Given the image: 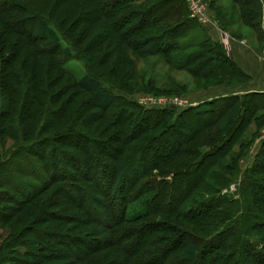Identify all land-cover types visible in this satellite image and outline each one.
<instances>
[{
	"label": "trees",
	"instance_id": "16d2710c",
	"mask_svg": "<svg viewBox=\"0 0 264 264\" xmlns=\"http://www.w3.org/2000/svg\"><path fill=\"white\" fill-rule=\"evenodd\" d=\"M91 1L94 6L89 3L82 12L83 3L87 4L86 0H82L79 10L81 13L71 17L72 8L68 4H71L72 0L71 2L70 0H60L59 3L55 0V6L65 8L63 11L65 21L59 23V19L57 21L50 17L48 20L44 19V15L35 0H0V28H2L0 31V49L4 44L6 47L15 44L14 48L17 49V51L11 52L3 58L0 55V172L3 169L7 170V167L13 164V160L19 159L21 156L26 158L33 156L40 160L42 169L47 172V168H55L56 165L55 163H47L49 159L52 162L54 160L62 162L65 158L68 159V156L72 157L62 150L60 145L65 144L63 140L69 136V133L74 134L81 129L74 130L75 127L66 126L64 132L58 131L59 133L55 135H41L43 130L53 128L62 119L60 111L52 103V100L57 101L61 94L50 95L49 103L44 110L30 107L33 104H25L22 107L23 116L19 118L17 124L6 120L5 105L2 103L3 96H6L3 90H7L8 80L12 77V73L17 70L16 56L19 54V48L23 50L22 57H29V59L31 53L34 52L36 54L56 53L55 49L59 45L60 36L54 30L55 27L61 33L64 42L70 46V49L66 48L62 51L63 56L70 57V54L75 52L78 41L80 40L79 43H81V40L86 37V31L91 29L88 25L92 26L96 20H102L106 21L109 28L108 30L101 28L97 36L100 37L98 39L108 35L139 57L158 56L172 69L185 71L202 80L227 79V81L223 80L219 84L224 87L248 81L245 79L247 76L230 61L219 44L210 42L202 35L201 40L194 42L193 45L189 44L190 41L188 40H191V36L194 38L200 29V25L189 17L187 6L183 0H175L174 9H165L166 11H162L160 15L157 13L159 7L169 0ZM45 2L46 4L52 3L51 0H45ZM254 3L253 8L261 7L256 0ZM135 5L139 8L132 9ZM248 14H255L254 9ZM260 14L257 10L252 19L254 22L253 30L260 39H263ZM96 17L99 19H95ZM30 23H34L35 28L33 30L29 29ZM97 26L100 27L101 24L94 25V27ZM26 27L29 31L26 30ZM194 29L197 32L189 33ZM76 30H78L77 35L72 36ZM93 39H89L88 46L94 44ZM85 55L83 59L86 61L87 69L81 78H76L64 69L65 61L55 58V62L58 68L70 78V89H79L91 95L94 107L101 114V117L98 118L103 120L102 117H104V121H106V131L116 128L120 132V136L115 133L111 140L106 138V150H109V153L106 152V157L114 161L116 168L111 183V191H106V187L101 182L93 181L90 177L93 182L92 191L100 193L103 198H106L107 195V203L101 205L102 209L93 211L90 210V207L94 203V199L89 197L86 206H80L85 212L90 211L88 213L90 218L87 216L89 223L107 228L108 240H105L104 244L112 243L118 247L126 259L122 261L123 264H130L131 261H134L135 264L136 261H139L140 264H204V262L208 264H248L246 262L248 259H252L254 264H264V243H262V239L253 237L252 218L250 216L253 213L252 200L253 202L256 201L252 195L253 187L257 183L255 175L264 174V162L263 167L259 166L261 150L264 149V139L260 141V145L257 144L260 148L258 147L253 154L250 153L255 140L260 136L261 126L256 125L253 137L244 143H240L237 149L235 147L245 129V124L258 120V112L264 115V107L259 106V104H255L253 111L247 113L248 105L254 99L258 100L261 97L264 99V93L220 97L187 108L146 109L137 102L129 101L126 98L135 94L131 95V93L98 78L91 69L93 60L85 58ZM231 79H235V81ZM242 80L244 81L241 82ZM70 89H65V91ZM64 96L67 98L63 101V106L74 97V95L68 96L66 94ZM13 103L12 100L9 101L8 108H11V111ZM63 108L61 107V112ZM34 116L42 117V123L38 124L39 129H37L38 125L25 123L29 121L27 118L32 119ZM189 116L208 119L204 122L203 130H205L198 134V138L195 137L197 139L189 132V128L182 123V120ZM222 120L224 123L218 125ZM36 129L37 134L35 133L32 138L29 137L31 135L28 134L32 132L33 135ZM206 129H209L207 133ZM82 131L84 134L80 138L93 147L96 143L92 144L90 137L95 135L83 129ZM147 131H154L157 139L164 134L167 137L178 135L182 137L179 141L182 147L170 158L147 167L145 164L147 141L143 145L134 142ZM3 136L11 138L17 144L4 151L3 146L6 141ZM201 137H203L201 141L215 144L212 147L207 146L208 149L206 150H202L199 146H204L205 143L202 142L201 144V141H198ZM149 140L151 139L149 138ZM114 143H121V147L124 145L123 149L131 146L129 152L135 157L139 168L142 169L136 177L126 174L123 155L118 157L113 155V153L121 151L113 145ZM187 144L190 145L187 147ZM136 149L140 150L135 153ZM81 151L86 154L88 159L90 156L96 158L95 152L91 151L89 146L82 148ZM46 155L47 159L45 160ZM213 155H218V158L212 162L218 161V163L210 161L209 157ZM229 156L228 162L223 163V159ZM77 159L82 160L78 157ZM249 159L252 160L251 165L242 169L246 162L250 163ZM209 161L207 168L211 171H208L207 179L217 181L220 179V175L224 176L222 177L224 184L220 185L221 187L217 186L218 188H216V185H208L210 186L208 191L207 187L198 185L193 192L179 197L165 193L167 189H171L176 184V180L182 176L181 173L185 167L198 169ZM79 163L81 162L78 161L73 167L75 169L81 168V175L84 177L87 175L89 163ZM216 166L218 169L212 171V167L215 168ZM62 170H66V167L64 166ZM48 174L52 176L51 178H56L53 175L54 172L51 173L50 171ZM101 175H104V172ZM38 177V180L42 182V187L45 185V190L46 183L51 178L45 180V178ZM101 185L104 188L100 187ZM121 186L122 188H120ZM261 187L264 189V185ZM231 188L233 191L230 192ZM16 190L21 191L19 187ZM119 192L123 193L121 197ZM23 195L26 197L28 194L23 193ZM6 197L7 199H3L2 202L18 203L20 205L18 209L23 211L25 203L22 204L12 196ZM28 199L29 196L25 201ZM97 203L99 202L96 201ZM138 204L141 205L138 214L129 216L127 212L129 206L132 205L133 208ZM112 211L113 213H111ZM169 214L190 224L202 222L207 226L199 228L202 235H197L181 223L164 218L151 219L154 216H168ZM111 217H113L112 220ZM146 219L149 220L137 224ZM261 222H264V218ZM30 233L36 234L37 232L30 230L27 235ZM58 238L60 243L64 242V246L61 245V247H70L67 249V253H64V260L67 261H74L80 256L92 255L100 246L94 245L90 248L89 253L85 252L80 255L79 253L76 254L74 247L77 248L82 241L88 249L89 240H75L67 236H59ZM13 239L0 246V250H8L15 246L18 241L15 242ZM32 244L36 245L34 242ZM78 249L80 248L78 247ZM122 263L116 262L115 264Z\"/></svg>",
	"mask_w": 264,
	"mask_h": 264
},
{
	"label": "rangeland",
	"instance_id": "374dc122",
	"mask_svg": "<svg viewBox=\"0 0 264 264\" xmlns=\"http://www.w3.org/2000/svg\"><path fill=\"white\" fill-rule=\"evenodd\" d=\"M35 1L39 6L41 13L44 15V19L48 20L50 17L51 19H55V21L59 19V23H63V21H65V17H63L65 14L63 13L65 8L55 6V0H51V4H46L45 0ZM57 1L59 3L60 0ZM86 1L87 4L84 2L82 5V0H72V2L70 0L72 6L71 4H68V6L72 8L70 14L71 17H75L81 13L79 12L81 5L82 12L89 3L93 5L91 0ZM203 1L206 3L208 11L211 8L224 20L234 38L238 36L236 40H241L238 42L245 44L246 41H242L239 37L246 38L252 47L260 52V57L264 60V32L262 35L263 39H260L257 36V33L253 30L254 22L252 21L257 10L261 13L262 7L257 9L256 7L253 8L255 6L254 1L248 0V2H250L249 4H251V2L253 3L249 12H252V9H254L255 14L251 15L248 14L249 12L247 13L243 7H237L232 0ZM237 1L243 3L245 0ZM102 2H106V0H103ZM174 3H176L175 0H169L168 2L162 4L157 13L160 15L162 11L174 9ZM133 8L137 9L139 6L135 5L132 9ZM208 16L211 21L209 12ZM38 17L42 18L40 16ZM95 19L99 18L96 17ZM34 23L29 24L30 30L35 28ZM49 23L51 24L52 22ZM93 24H101V26L94 27V25H88L91 29L86 31V37L81 40V43H79L80 40L78 41V46L76 47L75 52L70 54V57L62 55V51L66 48L70 49V46L64 42V39L61 37V33L56 27L54 30L60 36L59 45L55 49L56 53L36 54L34 52L31 53V58L29 59V57H22L23 50L18 47L19 54L16 56L17 70L12 73V77L8 80L9 85L7 86V90H3L4 93H6V96H3L2 98V103L5 105L4 111L6 112V120H10V122H15L17 124L19 123V118L23 116L22 107H24L25 104H33L30 105V107L44 110L49 103L48 98L50 95L56 96L61 94L60 98L55 102L52 100V103L53 106L58 108V111H60L62 119L60 123L56 124L53 128H49L46 131L43 130L41 135H55L59 133L58 131L64 132L66 129L64 127L66 126H73L75 127L74 130H81L74 134L69 133V136L65 137L63 140V143L65 144L60 145V147L62 146V150L67 152V154L69 153L72 157L68 156V159L65 158L62 162L55 160L52 162L49 159L47 163H55L56 165L55 168H47L48 172L45 169H42L40 160L34 158L33 156L28 158L21 156L19 159H14L12 162L13 164L7 167L8 171L6 169L1 170L0 246L12 238H14L13 240L15 242H18L11 249L0 250V264H115L116 262L122 263V261L126 260L116 245L112 243H106V245L104 244L105 240H108L107 228L89 223L90 217L88 216V213L90 211L85 212L80 207L86 206L89 197L94 199V203L90 207V210H100L102 209L101 205H105L107 203V195L106 198H103L100 196V193L92 191L93 182L90 179L92 178L93 181L96 180L97 182H101L102 185L106 187V191H111V183L113 176L116 173V168L114 161L109 160L106 157V152L109 153V150H106V140H111L115 133L120 136V132L116 128L106 131V121H104V117H102L103 120L98 118L101 117V114L99 110L94 107L91 95L79 89H70L71 80L58 68L55 58L65 61L64 69L72 73L76 78H81L85 75L87 69L86 61L83 59L84 54H86L85 58L93 60L94 63H90L92 65L91 69L96 73L98 78L105 80L107 83H110L125 92L131 93V95L135 94L134 96L126 97L129 101L135 102H137L140 97L173 96L185 98L191 94L194 95L211 89L222 83L223 80L227 81V79L202 80L185 71H176L168 66L164 60L155 55L143 58L139 57L127 47L119 44V42H117L114 38H110L108 35L104 38L98 39L100 38L97 37L99 35V30L101 28L108 30L109 28L106 21L96 20V23L94 22ZM198 24L202 25L200 23ZM29 29L26 27L27 31H29ZM0 31H2V28H0ZM77 31L78 30H76L72 36L77 35ZM195 31L197 32V30L194 29L189 33ZM202 34L203 32L199 29L194 38L191 36V40L187 39L190 41L189 44L193 45L195 44L194 42L201 40ZM90 38H94V44L88 46L87 43ZM15 46V44L7 47L5 44L2 45V48L0 49L1 57L3 58L7 54H11V52L17 51V49L14 48ZM231 80L235 81V79ZM243 81L244 80L241 82ZM65 89L70 90L65 91ZM65 94L68 96L74 95V97L71 98V100H68L70 102L63 106V101L67 98V96H64ZM10 100L14 102L12 104V111L11 108H8ZM190 102L193 103L192 101ZM255 104H259V106L264 107V99L262 97L258 100L254 99L248 105L247 113L253 111ZM61 107H64L62 112ZM132 109H134V107H132ZM259 113L260 112L257 113L258 120L250 121L247 125L245 124V129L235 145L236 149L240 143H244V141L253 137V131L256 125H260L261 129L264 128V115ZM27 119L29 121H26L25 123H28L29 125H38L42 123L41 116H34L32 119ZM206 121H208L206 118L189 116L188 118L182 120V123L189 128V132L195 138L199 133L201 134L205 130H203V127L204 122ZM223 123L224 120L219 122L218 125ZM37 129H39V125ZM37 129L33 135L32 132H30L28 135L31 136L29 137L32 138L35 133L37 134ZM82 129L87 132H92L95 135L90 137L92 139L91 143H96L93 147L91 144L88 145V143H85L84 139L80 138V136L84 134ZM208 131L209 129H206V133ZM131 132L133 131L131 130ZM155 136L156 133L154 131H147L146 133L141 134L137 140H134L135 144L143 145L146 141L148 143L145 148V151L147 152L145 164L147 167L151 164H157L164 161V159L166 160L167 158H170L182 147V145L180 146L181 142H179L182 137L178 135L167 137L166 134H164L158 139L155 138ZM3 138L6 141L4 145L5 147L3 146L4 151H7L17 144L11 138H7L6 136H3ZM149 138L151 140H149ZM201 139H203V137L198 139V141H201ZM202 142L205 143L204 146H199L202 150H206L208 149L207 146L212 147L215 144H212L211 142L208 143L206 141H201V144ZM111 143L113 142L111 141ZM120 144L121 143L113 144L118 149H121V151L113 153V155L116 157L123 155L126 174L136 177L142 169L141 167L139 168L135 157L129 152V149L131 150V146L129 145L123 149L124 145L121 147ZM258 144L260 145V142ZM189 145L190 144H187V147ZM259 145H254L250 153L253 154L258 147L260 148ZM88 146L91 151L95 152L96 158H92L90 156L88 159L86 154L82 153L81 149ZM139 150L140 149H136L135 153ZM261 152L262 153L259 157L261 162L259 166L263 167L264 149L261 150ZM77 157L82 160H78ZM209 158L212 162L218 158V155H213ZM46 159L47 155L45 156V160ZM229 159L230 156L226 159L224 158L223 163L226 164V161L228 162ZM78 161L83 164L85 162L89 163V169L86 173L87 175L84 177L81 175V168L78 167L75 169L73 167L78 163ZM210 161L198 169L185 167V170L181 173L182 176L176 180V184L171 189H167L165 193L172 195L173 197H179L193 192L197 189L198 185L205 186L207 189L210 188L211 185H216V188H218L217 186L223 185L224 182L222 181V177L224 176L220 175V179L217 181L215 179H207L208 171H211L207 168ZM249 161L250 163L246 162L242 169L247 167V165H251L252 160L249 159ZM212 163H218V161ZM64 166L66 167V170H62ZM214 169L217 170L218 166L215 168L212 167V171H214ZM50 171L51 173L54 172L53 175L56 176L55 179L51 178L52 176L48 174ZM102 172H104V175H101ZM38 176H40L41 179L45 178V180H49L51 178V180L46 183L47 187L45 190V185L42 187V182L38 180ZM261 177H264V174L255 175L257 183L253 187L252 195L256 198V201L253 202L252 200L251 205L253 207V213H251L250 216L252 218L253 237L259 240L262 239V243H264V222H261L262 218H264V189L261 187V185H264V178ZM5 183L6 185H4ZM102 185L100 187L104 188ZM18 187L21 191L16 190ZM75 188L77 190H74ZM120 188H122V186ZM209 190L210 189H208V191ZM231 191H233V188L230 189V192ZM23 193L28 195L25 197ZM122 194L123 193L119 192L120 197ZM6 196H12L19 202H22V204L25 203L23 211L18 209V207L20 208L18 203L14 204V202L10 203L8 201L2 202L3 199H7ZM28 196L29 199L25 201ZM96 201L99 203L96 204ZM131 206H129V209L127 210L128 215L138 214L141 205L138 204L133 206V208ZM111 213H113V211ZM106 214L109 215L108 213ZM112 218L113 217H111V220ZM154 218H164L181 223V225L188 227L189 230L197 235H202L199 228L207 226L202 222L190 224L176 216H173L172 214H169L168 216L158 215L152 217L151 219ZM148 220L149 219L140 221L137 224L139 225ZM209 226L211 227L210 224ZM30 230H36L37 233H30L27 235ZM59 236H67L75 240H89L87 245L89 247L88 249L82 241L78 246L80 249H78V247H74L76 254L79 253L80 255L85 252L89 253L90 248L94 245L100 246L92 253V255L89 254L84 257L80 256L79 259L74 261H67L64 260V253L66 254L67 249L70 247L68 246V248H64V242H59ZM33 242L36 243V245L32 244ZM61 245L63 246L61 247ZM246 262L248 264H254L252 259H248ZM130 264L135 263L134 261H131ZM136 264H140V262L136 261ZM204 264L208 263L204 262Z\"/></svg>",
	"mask_w": 264,
	"mask_h": 264
},
{
	"label": "crops",
	"instance_id": "0c3cea01",
	"mask_svg": "<svg viewBox=\"0 0 264 264\" xmlns=\"http://www.w3.org/2000/svg\"><path fill=\"white\" fill-rule=\"evenodd\" d=\"M232 1H234L237 7H243L247 13L251 10V6H253V3L251 2V4H249L250 2H248V0H245L243 3H240L237 0ZM256 1L257 4L262 7L261 28L262 32H264V0ZM208 12L211 16V21L200 25V29L203 32V38L222 46L230 61H232L236 65V67L247 76L245 79L248 81H244V83L232 85L230 87H224L223 85L215 86L203 92H199L194 95L191 94L192 96L189 95L185 97V99H187L189 102H196L194 103V106H197L198 104L220 97H227L231 95L237 96L246 93L263 94L264 60L261 59L259 54L260 52L252 47V45L246 38L239 37V39H242V41H246L245 44H241L240 42H238L241 40H236L238 36L234 38L226 23L218 15V13H215L211 8Z\"/></svg>",
	"mask_w": 264,
	"mask_h": 264
},
{
	"label": "built area",
	"instance_id": "2783aa9c",
	"mask_svg": "<svg viewBox=\"0 0 264 264\" xmlns=\"http://www.w3.org/2000/svg\"><path fill=\"white\" fill-rule=\"evenodd\" d=\"M187 6L189 16L195 19L200 24L210 22L208 16L207 5L203 0H183ZM264 55V51H263ZM137 104L140 106L150 108H163V107H176V108H187L194 106L185 98H178L173 96L164 97H140L137 100ZM264 139V128L260 132V136L257 138L256 143Z\"/></svg>",
	"mask_w": 264,
	"mask_h": 264
}]
</instances>
